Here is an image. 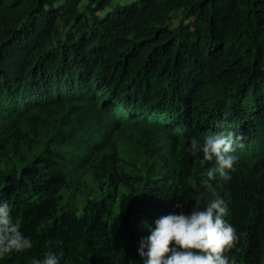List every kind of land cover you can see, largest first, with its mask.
Returning <instances> with one entry per match:
<instances>
[{
	"label": "trees",
	"instance_id": "1",
	"mask_svg": "<svg viewBox=\"0 0 264 264\" xmlns=\"http://www.w3.org/2000/svg\"><path fill=\"white\" fill-rule=\"evenodd\" d=\"M84 1L0 0V202L32 241L0 264H144L155 221L205 208L207 184L226 255L264 264V0ZM225 120L238 160L208 180L189 149Z\"/></svg>",
	"mask_w": 264,
	"mask_h": 264
},
{
	"label": "clouds",
	"instance_id": "2",
	"mask_svg": "<svg viewBox=\"0 0 264 264\" xmlns=\"http://www.w3.org/2000/svg\"><path fill=\"white\" fill-rule=\"evenodd\" d=\"M220 127L223 131L208 137L202 144L193 141L189 151L193 155L202 153L204 161L215 160L216 167L208 171V180L215 179L218 174L227 181L238 160L233 154L236 133L226 120ZM191 187L196 189V183L193 182ZM207 187L215 198L205 208L196 206L190 214L181 211L163 215L155 221V227L149 229L151 234L141 240L138 249L144 264H236L235 257L226 255L238 242L235 228L224 219L228 207L211 184ZM175 207L182 209L183 205L177 203ZM31 247V239L25 237L18 224L13 222L9 205L0 202V258ZM33 264L59 262L54 255H49L43 261L34 260Z\"/></svg>",
	"mask_w": 264,
	"mask_h": 264
},
{
	"label": "rangeland",
	"instance_id": "3",
	"mask_svg": "<svg viewBox=\"0 0 264 264\" xmlns=\"http://www.w3.org/2000/svg\"><path fill=\"white\" fill-rule=\"evenodd\" d=\"M132 1H135V0H113V4L114 5H117V4H122V5H125V4H129L131 3ZM87 3V0H85L83 2V4ZM178 15V13H177ZM174 23H175V26L178 24V19H174ZM133 114L130 113V112H127L126 114L123 115V117L128 120L130 117H132ZM155 119H159V118H155ZM160 122H162V124L166 125V126H174L167 118H162L160 119Z\"/></svg>",
	"mask_w": 264,
	"mask_h": 264
}]
</instances>
